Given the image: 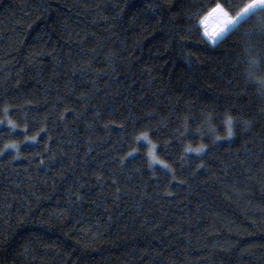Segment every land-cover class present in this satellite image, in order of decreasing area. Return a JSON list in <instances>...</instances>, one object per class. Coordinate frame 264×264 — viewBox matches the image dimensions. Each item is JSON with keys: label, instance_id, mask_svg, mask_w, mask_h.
<instances>
[{"label": "trees", "instance_id": "trees-1", "mask_svg": "<svg viewBox=\"0 0 264 264\" xmlns=\"http://www.w3.org/2000/svg\"><path fill=\"white\" fill-rule=\"evenodd\" d=\"M247 2L0 0V264H264V12L199 26Z\"/></svg>", "mask_w": 264, "mask_h": 264}, {"label": "snow or ice", "instance_id": "snow-or-ice-1", "mask_svg": "<svg viewBox=\"0 0 264 264\" xmlns=\"http://www.w3.org/2000/svg\"><path fill=\"white\" fill-rule=\"evenodd\" d=\"M258 12H264V0H249V2L245 3L239 11H236L235 15H231L230 11L226 9L221 3H216L215 7H213L201 21V26L205 25L206 21L211 17L217 20V26L211 31H207L205 29L203 35L210 41L212 44H216L218 41H221L229 31L238 29L242 24L251 22L253 16H256ZM257 60H250L248 62L247 69V79L250 83L255 84L259 89L262 90V94H264V78L258 77L255 75L253 68L258 65ZM7 111V109H5ZM11 126L15 128V124H12L9 121ZM223 123L227 127L228 136L224 137L225 139L231 137L233 133V123L234 118L230 114H226L223 120ZM32 139H35L33 137ZM138 140H148L147 134H142L140 137H137ZM220 139V137H217ZM16 144H6L5 149L8 148H16ZM153 150L149 153V156L153 163H161L155 154V145L152 146ZM202 150V149H201ZM191 151V149H189ZM199 151V150H198ZM3 153H0L2 155ZM131 155V153L129 154ZM164 167H167L165 164Z\"/></svg>", "mask_w": 264, "mask_h": 264}, {"label": "bare ground", "instance_id": "bare-ground-1", "mask_svg": "<svg viewBox=\"0 0 264 264\" xmlns=\"http://www.w3.org/2000/svg\"><path fill=\"white\" fill-rule=\"evenodd\" d=\"M206 27L205 29H207V31L211 32L216 26H217V20L214 19V18H209L207 21H206ZM200 26V24H199Z\"/></svg>", "mask_w": 264, "mask_h": 264}, {"label": "water", "instance_id": "water-1", "mask_svg": "<svg viewBox=\"0 0 264 264\" xmlns=\"http://www.w3.org/2000/svg\"><path fill=\"white\" fill-rule=\"evenodd\" d=\"M200 28L204 30L205 29V25L201 26V24H200Z\"/></svg>", "mask_w": 264, "mask_h": 264}, {"label": "rangeland", "instance_id": "rangeland-1", "mask_svg": "<svg viewBox=\"0 0 264 264\" xmlns=\"http://www.w3.org/2000/svg\"><path fill=\"white\" fill-rule=\"evenodd\" d=\"M205 27H206V24H205ZM205 30V29H204Z\"/></svg>", "mask_w": 264, "mask_h": 264}]
</instances>
